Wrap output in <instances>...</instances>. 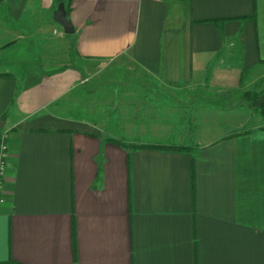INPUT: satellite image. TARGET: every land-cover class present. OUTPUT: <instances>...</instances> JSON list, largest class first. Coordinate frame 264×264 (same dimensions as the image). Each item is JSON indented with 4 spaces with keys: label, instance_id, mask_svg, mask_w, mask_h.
<instances>
[{
    "label": "crops",
    "instance_id": "crops-1",
    "mask_svg": "<svg viewBox=\"0 0 264 264\" xmlns=\"http://www.w3.org/2000/svg\"><path fill=\"white\" fill-rule=\"evenodd\" d=\"M61 2H0V263L264 264V124L188 144L56 109L120 57L172 89L264 90V0H72L73 34Z\"/></svg>",
    "mask_w": 264,
    "mask_h": 264
},
{
    "label": "rangeland",
    "instance_id": "rangeland-1",
    "mask_svg": "<svg viewBox=\"0 0 264 264\" xmlns=\"http://www.w3.org/2000/svg\"><path fill=\"white\" fill-rule=\"evenodd\" d=\"M86 75L88 80L68 93L56 109L85 120L99 118L100 125L114 122L121 129L120 136L134 139L142 134L152 138L157 132L173 140L185 135L192 144L201 142L205 135L214 137L236 130L242 121L246 127L264 124L262 111L243 99L247 91L263 95L264 90L257 86L229 93L172 89L133 68L127 57L98 61ZM2 120L0 134L9 130Z\"/></svg>",
    "mask_w": 264,
    "mask_h": 264
},
{
    "label": "trees",
    "instance_id": "trees-1",
    "mask_svg": "<svg viewBox=\"0 0 264 264\" xmlns=\"http://www.w3.org/2000/svg\"><path fill=\"white\" fill-rule=\"evenodd\" d=\"M72 0H65V7L69 14V11L71 9ZM243 99L249 100L251 102L253 108L259 109L264 114V94L262 95L261 92H251L247 91L243 94ZM3 121V120H2ZM109 140L112 142L123 146L128 145L135 149H141V148H155V149H166V150H179V151H194L196 149L195 145H183V144H141V143H128L127 141H124L123 139H118L114 137H110ZM192 180L195 181V159L192 163ZM0 264H23L20 262H17L15 260H8L5 262H1Z\"/></svg>",
    "mask_w": 264,
    "mask_h": 264
},
{
    "label": "built area",
    "instance_id": "built-area-1",
    "mask_svg": "<svg viewBox=\"0 0 264 264\" xmlns=\"http://www.w3.org/2000/svg\"><path fill=\"white\" fill-rule=\"evenodd\" d=\"M1 122V116H0ZM0 204L2 203L1 191L4 184L5 175L8 168V156H9V130H6L0 134Z\"/></svg>",
    "mask_w": 264,
    "mask_h": 264
},
{
    "label": "water",
    "instance_id": "water-1",
    "mask_svg": "<svg viewBox=\"0 0 264 264\" xmlns=\"http://www.w3.org/2000/svg\"><path fill=\"white\" fill-rule=\"evenodd\" d=\"M2 0H0L1 2ZM55 21L63 28L66 34H73L76 28L73 22L68 17V12L66 10L64 2L59 3L58 8L54 13Z\"/></svg>",
    "mask_w": 264,
    "mask_h": 264
}]
</instances>
